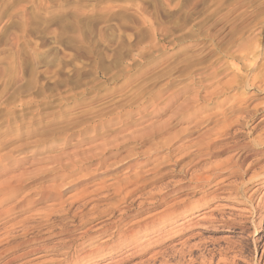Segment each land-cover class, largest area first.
Listing matches in <instances>:
<instances>
[{
    "label": "rangeland",
    "instance_id": "rangeland-1",
    "mask_svg": "<svg viewBox=\"0 0 264 264\" xmlns=\"http://www.w3.org/2000/svg\"><path fill=\"white\" fill-rule=\"evenodd\" d=\"M260 138L264 0H0V264H78L107 217L121 221L106 248L165 225L222 177L264 176ZM216 163L241 172L185 194ZM204 205L112 264H201L231 242L246 264L237 247L264 243V216L243 236L222 223L244 205Z\"/></svg>",
    "mask_w": 264,
    "mask_h": 264
},
{
    "label": "bare ground",
    "instance_id": "bare-ground-1",
    "mask_svg": "<svg viewBox=\"0 0 264 264\" xmlns=\"http://www.w3.org/2000/svg\"><path fill=\"white\" fill-rule=\"evenodd\" d=\"M254 140V139H253ZM264 143V138H260L257 141H255V145H257L258 147H262V144ZM252 144V143H251ZM248 145V144H247ZM253 145V144H252ZM252 147V146H251ZM263 148V147H262ZM250 153V152H249ZM254 153H264V149L261 150V152H254ZM228 163V162H227ZM217 165H215V167L217 168V170L215 171H209V173L207 172L204 173L206 174L205 176L203 175L204 179H197L195 183L191 184L190 183H185L182 182L184 184H182L183 188L187 189L185 191V194H192L193 196L196 195V193L205 190V187L208 186V182L212 181L215 179V177H217L218 175H220L221 171L223 170H227V172L229 174H232L236 171H240L241 169V164H227V165H223L219 163H216ZM214 165V164H213ZM212 166V165H209ZM208 168H212V167H208ZM249 168V167H248ZM214 170V168H212ZM205 172V170H204ZM224 172V171H223ZM241 172V171H240ZM244 171H242L243 173ZM241 174V173H240ZM202 176V175H201ZM264 176H258V177H251V178H247L244 182L241 183V185L236 186L234 189H227V190H223L220 183L225 179V178H221L216 180V182L212 185L214 188L211 190H208L206 193L202 194V196H200L199 198H197V202H195V205L192 206L194 208H187V210H182L179 214H177L176 216H174L172 219L169 220V223L166 222L165 225L167 224H171L172 226L167 227L170 229L172 228H176L179 230L180 225H182L183 223H186L187 221L189 222V220L193 217H197V211H198V207L200 208V205H204L207 204L209 201H213V200H217V199H221L224 201H232L235 202L238 205H244L242 208V211L244 212V214H241L239 216H234L233 219L231 220H226L224 223H222L223 225H225L226 227H229V229H233L236 230L238 233H240L241 235L245 234V233H253V231L257 228L259 221L255 222L256 220V216L258 217L259 215L262 214V216H264V200H263V195H264V190L261 191V193L263 194V197H260L259 201L257 202L256 205L253 204L252 202V195L254 194L255 191H257L258 189H260L262 186L264 187V180H263ZM198 178V177H196ZM193 179V178H192ZM195 179V178H194ZM193 179V180H194ZM195 181V180H194ZM178 183V182H177ZM210 184V183H209ZM220 185V186H219ZM254 186L252 193L250 194H246L248 193L247 190L250 188V186ZM225 188V187H224ZM181 189V188H180ZM179 189V190H180ZM264 189V188H263ZM178 190V191H179ZM173 191V190H172ZM206 191V190H205ZM208 195V196H207ZM155 198V197H154ZM153 198V199H154ZM208 198V200H207ZM164 199V198H163ZM162 200V199H161ZM198 201H202V204H199ZM145 202V201H144ZM147 203V202H146ZM230 203V202H229ZM210 204V203H209ZM137 205V204H136ZM145 205V204H144ZM152 206V205H151ZM205 206V205H204ZM150 207V206H149ZM123 208V207H122ZM218 208V207H217ZM126 209V208H125ZM220 210V209H219ZM225 210V209H224ZM216 211V210H215ZM123 212V210H122ZM122 215V214H121ZM218 215V214H217ZM235 215V213H234ZM233 216V215H232ZM122 217V216H121ZM148 217V216H146ZM227 218V217H226ZM203 216L197 218L196 220H202ZM161 220V219H160ZM211 220V219H210ZM209 220V221H210ZM262 219L260 218V221ZM121 221V220H119ZM119 221L117 220L116 222L111 221V217H107V218H103V220L100 221L98 227L96 229H94L93 231L96 234H101V229L102 228H107L110 229L109 231L107 230L106 232V237L102 238L101 241L97 244L93 243L91 248H89V250H85V245H91L92 242H94L93 240H88L87 242H82L81 244V248H79L80 252V257L78 258V264H91L99 259L100 257H105L106 254L110 253V254H115L120 256L118 251H121L122 253H127L130 254L132 253V249L137 248L139 245V242H141V244H144L147 241H150L151 237L154 235V232L157 230L158 233L164 231V229L166 228L165 225L161 224V226H157L155 227H151V226H143L141 227L140 230H136L133 233H127V234H118V241L117 242V246H115L114 248H110V247H102L101 243H105L106 240L115 237L116 233H118V225H119ZM82 222V221H81ZM99 222V221H98ZM132 222V221H131ZM134 222V221H133ZM150 222V221H149ZM196 222V221H195ZM212 222V221H211ZM217 222V221H216ZM98 224V223H96ZM135 224V223H134ZM155 225V224H153ZM136 226V225H135ZM185 227L188 226V223L186 225H184ZM122 227V226H121ZM139 228V227H138ZM166 228V229H167ZM183 229V228H182ZM122 230V229H121ZM174 230V229H173ZM124 231V230H123ZM131 231V230H130ZM129 231V232H130ZM98 232V233H97ZM132 232V231H131ZM153 233V235L150 237H148V234ZM157 233V232H156ZM155 233V234H156ZM80 234V233H79ZM84 234V233H83ZM104 234V233H103ZM91 235V234H90ZM157 235V234H156ZM240 235V236H241ZM246 235V234H245ZM96 236V235H93ZM147 236V237H146ZM244 236V235H243ZM99 237V236H98ZM157 237V236H156ZM94 238V237H93ZM245 238V237H244ZM83 239V238H82ZM98 240V239H97ZM245 240V239H244ZM82 241V240H81ZM80 241V243H81ZM157 241V240H156ZM231 242V241H230ZM237 243V242H236ZM240 245H238L237 249H239V251H243L246 253V256L241 258V261L245 262L246 264H260V260H262V264H264V243L260 244V245H255V246H249L247 245L246 242H242L241 240ZM110 244V243H109ZM149 244V243H148ZM68 245V244H67ZM50 246V245H49ZM53 246V245H51ZM50 246V247H51ZM57 246V245H56ZM235 242H231V243H227L226 246H220L217 244L216 249L213 250L212 252V256L208 259L205 260L204 262H202L201 264H236L235 258L232 255L231 257L226 256L227 252H231L234 250L235 248ZM36 247V246H35ZM59 247V246H58ZM68 246H66L67 248ZM70 247V246H69ZM90 247V246H89ZM113 247V245H112ZM46 248V247H45ZM44 248V250H45ZM53 247H51L50 249H52ZM36 249V248H35ZM40 249V248H39ZM62 249V248H61ZM32 250V249H31ZM30 250V251H31ZM37 250V249H36ZM41 250V249H40ZM68 250V248L66 249ZM260 251V254L258 256V259L260 258L259 261H254V256L253 253L256 251ZM29 251V250H28ZM49 251V250H48ZM65 251V249L63 250ZM60 252L58 251L57 253L62 254L64 252ZM77 251V252H79ZM135 251V250H134ZM27 252V251H26ZM25 252V253H26ZM36 252V251H35ZM70 252V251H69ZM136 252V251H135ZM29 253V252H28ZM52 253V252H51ZM46 251L44 252H39L38 254H36L37 256H34L33 258L36 257H44L46 255ZM218 255L217 259L214 260L215 255ZM223 254V255H221ZM236 254V253H235ZM237 255V254H236ZM100 256V257H99ZM114 256V257H115ZM116 256L115 258L113 257V259L111 258L110 260H105L104 262H101L100 264H112V262H116L119 257ZM64 257V256H63ZM121 257V256H120ZM12 258V257H11ZM14 258V257H13ZM31 258V259H33ZM12 260V259H11ZM60 260V259H59ZM8 261V260H7ZM45 261V260H44ZM44 261H42L44 263ZM62 261V259H61ZM27 262V261H25ZM41 262V261H40ZM39 262V263H40ZM59 262V261H58ZM57 262V263H58ZM24 263V262H23ZM22 263V264H23ZM37 263V262H36ZM46 263V262H45ZM56 263V262H55ZM47 264V263H46Z\"/></svg>",
    "mask_w": 264,
    "mask_h": 264
}]
</instances>
